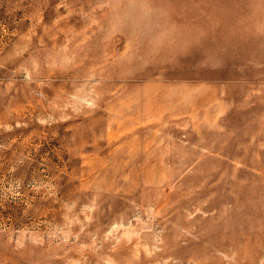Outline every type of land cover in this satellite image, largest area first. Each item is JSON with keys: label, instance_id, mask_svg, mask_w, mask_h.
Returning <instances> with one entry per match:
<instances>
[{"label": "rangeland", "instance_id": "rangeland-1", "mask_svg": "<svg viewBox=\"0 0 264 264\" xmlns=\"http://www.w3.org/2000/svg\"><path fill=\"white\" fill-rule=\"evenodd\" d=\"M0 264H264V0H0Z\"/></svg>", "mask_w": 264, "mask_h": 264}]
</instances>
